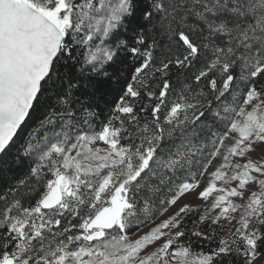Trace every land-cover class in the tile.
Returning <instances> with one entry per match:
<instances>
[{
	"label": "snow or ice",
	"instance_id": "obj_1",
	"mask_svg": "<svg viewBox=\"0 0 264 264\" xmlns=\"http://www.w3.org/2000/svg\"><path fill=\"white\" fill-rule=\"evenodd\" d=\"M0 264H264V0H0Z\"/></svg>",
	"mask_w": 264,
	"mask_h": 264
}]
</instances>
